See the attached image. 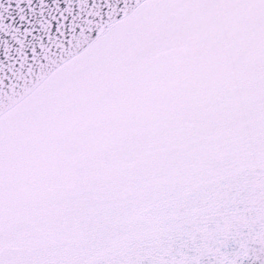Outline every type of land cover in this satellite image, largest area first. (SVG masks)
Here are the masks:
<instances>
[{"label":"snow or ice","instance_id":"6c2138e0","mask_svg":"<svg viewBox=\"0 0 264 264\" xmlns=\"http://www.w3.org/2000/svg\"><path fill=\"white\" fill-rule=\"evenodd\" d=\"M0 264H264V0H0Z\"/></svg>","mask_w":264,"mask_h":264}]
</instances>
